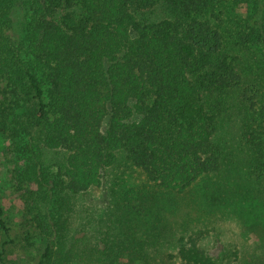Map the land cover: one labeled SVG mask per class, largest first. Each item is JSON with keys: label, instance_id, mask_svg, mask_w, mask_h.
<instances>
[{"label": "trees", "instance_id": "16d2710c", "mask_svg": "<svg viewBox=\"0 0 264 264\" xmlns=\"http://www.w3.org/2000/svg\"><path fill=\"white\" fill-rule=\"evenodd\" d=\"M227 1L0 0V130L38 132L44 148L63 155L55 174L31 167L28 195L49 204L52 236L71 196L99 185L118 153L159 191L183 194L203 179L215 197L218 132L234 116L248 163L264 177V0H241L251 10L235 35L224 26ZM0 228L9 237L1 205ZM51 255L48 241L36 264ZM178 255L216 264L191 238Z\"/></svg>", "mask_w": 264, "mask_h": 264}, {"label": "rangeland", "instance_id": "374dc122", "mask_svg": "<svg viewBox=\"0 0 264 264\" xmlns=\"http://www.w3.org/2000/svg\"><path fill=\"white\" fill-rule=\"evenodd\" d=\"M223 10L224 26L235 35L251 2L229 0ZM13 17L17 27L24 18L19 5ZM15 26L7 30L12 39ZM237 126L235 116L224 119L218 132L224 163L216 176L220 185L215 197L210 195L214 184L207 186L203 179L183 194L159 191L118 153L115 163L102 171L99 185L71 196L70 209L61 217L64 226L53 236L49 204L38 207L28 191L32 165L41 162L55 174L62 152L44 148L38 132L14 137L10 128L0 130V205L10 229L6 237L0 228L2 259L36 264L51 241L48 264H183L178 247L191 238L216 264H264V177L248 163L251 151L240 141ZM34 218L48 222L50 231L36 229Z\"/></svg>", "mask_w": 264, "mask_h": 264}]
</instances>
